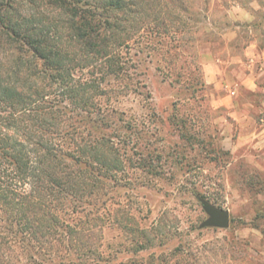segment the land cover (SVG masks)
Here are the masks:
<instances>
[{
    "label": "trees",
    "instance_id": "16d2710c",
    "mask_svg": "<svg viewBox=\"0 0 264 264\" xmlns=\"http://www.w3.org/2000/svg\"><path fill=\"white\" fill-rule=\"evenodd\" d=\"M195 1L0 0V264H106L111 183L146 168L144 124L121 101L151 99L139 70L153 53L164 80L203 88L187 76L209 12Z\"/></svg>",
    "mask_w": 264,
    "mask_h": 264
},
{
    "label": "rangeland",
    "instance_id": "374dc122",
    "mask_svg": "<svg viewBox=\"0 0 264 264\" xmlns=\"http://www.w3.org/2000/svg\"><path fill=\"white\" fill-rule=\"evenodd\" d=\"M194 3L195 9L202 6L199 0ZM195 30L200 42L192 52L199 68L188 63L187 76L200 79L201 90L193 93L164 80L157 70V65L165 67L161 55L153 53L139 70L149 103L134 96L121 101L126 118L136 116L144 124L146 140L138 148L146 168L127 165L121 180L111 183V192L118 195L110 201L111 220L96 241L106 264H264V148H241L247 157L238 159L223 149V119L234 122L226 109L215 106L223 91L204 80L214 65L225 74L245 68L246 47L264 49V0H209L207 18ZM146 38L151 36L137 48L142 58ZM181 60L188 62L190 56ZM240 95L253 103L261 97L245 90ZM251 114L264 127L256 109ZM151 150L156 152L146 157L144 151ZM193 190L229 211L227 229L198 228L207 216ZM136 227L139 231L131 233ZM140 243L147 247L138 249Z\"/></svg>",
    "mask_w": 264,
    "mask_h": 264
},
{
    "label": "crops",
    "instance_id": "0c3cea01",
    "mask_svg": "<svg viewBox=\"0 0 264 264\" xmlns=\"http://www.w3.org/2000/svg\"><path fill=\"white\" fill-rule=\"evenodd\" d=\"M244 55L248 65L232 71V74H225L217 65L204 73V80L208 86L223 91L215 101V106L226 109L234 123L223 119L220 142L223 149L229 150L237 159L247 157L246 154H241V148H255L257 151L264 148V127L251 114L253 109H256L262 117L260 122L264 121V49L258 52L255 46H248L244 50ZM241 90L250 94L259 93L261 97L254 103L247 99L243 100L240 98ZM262 153L264 155V152Z\"/></svg>",
    "mask_w": 264,
    "mask_h": 264
},
{
    "label": "water",
    "instance_id": "95a60500",
    "mask_svg": "<svg viewBox=\"0 0 264 264\" xmlns=\"http://www.w3.org/2000/svg\"><path fill=\"white\" fill-rule=\"evenodd\" d=\"M200 203L202 210L206 214L207 218L201 222L199 229L204 228H218L227 229L230 225V214L229 211L218 208L211 204L208 200L203 199L199 196L196 197Z\"/></svg>",
    "mask_w": 264,
    "mask_h": 264
}]
</instances>
